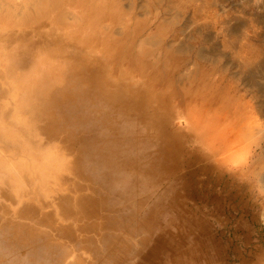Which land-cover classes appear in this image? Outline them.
<instances>
[{
    "label": "bare ground",
    "instance_id": "obj_1",
    "mask_svg": "<svg viewBox=\"0 0 264 264\" xmlns=\"http://www.w3.org/2000/svg\"><path fill=\"white\" fill-rule=\"evenodd\" d=\"M156 1L0 0V264H264L224 171L263 131Z\"/></svg>",
    "mask_w": 264,
    "mask_h": 264
},
{
    "label": "rangeland",
    "instance_id": "obj_2",
    "mask_svg": "<svg viewBox=\"0 0 264 264\" xmlns=\"http://www.w3.org/2000/svg\"><path fill=\"white\" fill-rule=\"evenodd\" d=\"M145 1L135 0L136 11H144L143 7L147 11ZM150 4L151 14L154 10L161 18L173 19L174 27L167 34L168 41L180 40L187 53L192 54L191 59L197 60L196 66L209 63L198 60L199 53L203 57H223V63L231 67L227 80L235 92L245 97V103L240 107L244 111L243 126L248 132L260 130L264 134V113L259 106L262 98L257 93V90H264V0H157ZM174 12L177 17L173 16ZM154 24L155 21L149 29H153ZM247 51L253 53L254 59L250 63L242 57ZM194 66L190 63L186 69L192 70ZM240 69L243 71L241 76L232 78L231 72ZM250 72L257 73L252 88L246 83ZM240 146L224 167L227 174L234 176L231 182L237 187L232 192V200L239 208L233 214L245 222V226L239 227L240 241L245 238L249 246L264 251V211L251 209V205L247 206L248 210L244 208L250 198L264 205L260 178L251 173L257 169L251 166V160L264 155V136L259 134L250 140L247 137ZM240 170L246 174L239 177ZM256 172L264 174V169ZM249 212L253 216L248 217Z\"/></svg>",
    "mask_w": 264,
    "mask_h": 264
}]
</instances>
